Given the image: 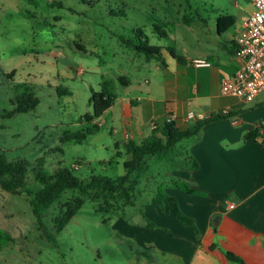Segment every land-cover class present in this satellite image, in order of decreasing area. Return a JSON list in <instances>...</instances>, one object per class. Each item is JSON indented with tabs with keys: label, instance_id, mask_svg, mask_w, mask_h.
<instances>
[{
	"label": "rangeland",
	"instance_id": "rangeland-1",
	"mask_svg": "<svg viewBox=\"0 0 264 264\" xmlns=\"http://www.w3.org/2000/svg\"><path fill=\"white\" fill-rule=\"evenodd\" d=\"M236 2L251 6L248 0H0V151L11 159L32 160V165L42 157L50 173L65 166L85 180L92 174L112 178L123 174L129 155L124 145L118 153L116 141L122 143V134L111 132L121 128L122 104L104 110V88L123 98L135 93L140 83L146 95L148 83L142 77L148 75L154 83L160 78L152 67L151 73L141 67L144 54L121 38L138 40L135 32L141 28L150 44L185 54L187 38L201 29V16L209 17L215 27L217 13L237 15ZM163 23L168 37L159 36L155 27L162 28ZM164 52L165 62H171L172 55ZM122 74L133 86L122 84ZM22 83L33 87L38 105L4 116L14 107L11 100ZM61 88L71 94H59ZM87 113L96 116L89 121ZM76 132L83 135L65 139ZM181 144L174 148L182 150ZM146 160L149 168L132 192L137 209L170 179L169 159L150 155ZM27 178L28 190L41 186L33 170ZM78 195L79 190L69 189L48 210L45 234L30 196L0 186V264H130L128 249L113 226L126 206V215L134 207H122L125 201L120 198L94 192L84 195L81 209L56 232L54 217ZM110 201L114 206L108 208Z\"/></svg>",
	"mask_w": 264,
	"mask_h": 264
},
{
	"label": "crops",
	"instance_id": "crops-1",
	"mask_svg": "<svg viewBox=\"0 0 264 264\" xmlns=\"http://www.w3.org/2000/svg\"><path fill=\"white\" fill-rule=\"evenodd\" d=\"M248 2L246 8L236 2V16L217 13L215 27L199 14L201 29L187 38L185 54L169 52L171 62H165V55L155 64L154 59L141 62L149 73L153 68L159 83L144 76L146 95L139 83L135 93L123 98L116 94L104 109L121 101V128L111 131L122 134V143L116 141L119 154L128 141L140 143L160 133L169 117L184 129L196 121L191 113L224 114L205 124L200 134L179 141L182 150L157 156L171 161L170 179L157 191L177 200L183 213L194 219L199 236L172 210L156 203V194L138 209L136 201L123 203L134 208L126 215V206L113 227L128 249L130 264H241L229 260L228 251L242 257L243 264H264V91L248 102L220 90L222 78L233 76L242 64L236 36L255 9L253 0ZM226 14L234 22L220 31L217 19ZM197 58L208 64L197 65ZM122 76V84L133 86L128 75ZM249 132L254 137L247 136ZM186 185L197 192H188ZM150 221L155 226H149Z\"/></svg>",
	"mask_w": 264,
	"mask_h": 264
},
{
	"label": "trees",
	"instance_id": "trees-1",
	"mask_svg": "<svg viewBox=\"0 0 264 264\" xmlns=\"http://www.w3.org/2000/svg\"><path fill=\"white\" fill-rule=\"evenodd\" d=\"M83 1L90 3L91 0ZM58 4L59 6H63L62 2H58ZM217 21L218 28L222 31L234 22V18L232 15L226 14L219 16ZM164 26H166L165 23L162 24V28L159 26L155 27L159 30V36L168 37L169 34L163 28ZM135 35L138 38V40H134L135 42L130 39L121 38V40L129 44V46L134 47L137 52L144 54L147 60L156 59L158 61H163L164 50H167L173 55L176 53L175 50L169 46L150 44L149 36L141 28L137 29ZM180 57L181 56H179V58ZM13 74L14 72H10V75ZM123 77L124 76L120 77L121 81H123ZM21 86L23 87L21 91L17 92L11 100L14 107L10 111H6L4 116L11 117L17 112H26L34 109L38 105L39 98L35 95L33 87L25 83L18 85V87ZM104 89L102 100L104 107L107 108L112 105L116 93L111 90L108 91L106 88ZM58 92L61 95L71 94L68 88H61ZM95 114H97V112ZM86 116L89 121H92L93 117L96 115L93 116L87 113ZM222 116H224L223 113H212L210 116L196 120L194 124L184 129L178 127L175 121L166 120L159 131L160 133L157 134V132H155L152 136L145 138L140 143L131 140L128 141L125 144V150L131 157L123 162L125 172L116 178L92 174L88 180H85L74 174L72 170L65 166H61L54 173H50L44 168V159L42 157H39L37 163L32 165V160L27 158L11 159L3 151H0V186L6 191L12 193L26 192L30 196V204L38 225L43 229L45 234H47V231L44 216L48 210L61 199L67 190H79L80 195L75 197L74 200L67 201L60 213L54 217V226L56 232L59 233L81 209L85 203L83 196L86 194L90 195L91 192L103 195L108 194L114 200L120 198V200H124L125 203L133 202L132 192L141 182V175L148 169L147 156H166L179 141L189 136L200 134L205 124ZM78 134L83 135L81 132H76L68 134L65 139H73ZM247 136L254 137V133L249 132ZM30 170H33L36 181H39L41 184L36 191L27 189V176ZM185 189L188 192H197L189 185H186ZM155 202L159 203L163 208L166 206L169 210H172L181 224L191 227L195 235L197 237L199 236V229L194 219L183 213L177 200L173 196L169 195L164 190H159ZM113 204L114 202L110 201L108 208L113 207ZM149 226L153 227L155 223L150 221ZM1 245L2 237L0 234V248ZM226 255L229 260L243 264V258L235 253L228 251Z\"/></svg>",
	"mask_w": 264,
	"mask_h": 264
},
{
	"label": "built area",
	"instance_id": "built-area-1",
	"mask_svg": "<svg viewBox=\"0 0 264 264\" xmlns=\"http://www.w3.org/2000/svg\"><path fill=\"white\" fill-rule=\"evenodd\" d=\"M253 2L255 9L244 20L236 36V53L242 59L241 67L233 76L222 78L220 89L223 95L237 96L248 102L264 91V0ZM194 61L197 65L208 64L203 59ZM205 117L202 112L190 115L193 120ZM233 205L229 204L230 207Z\"/></svg>",
	"mask_w": 264,
	"mask_h": 264
}]
</instances>
